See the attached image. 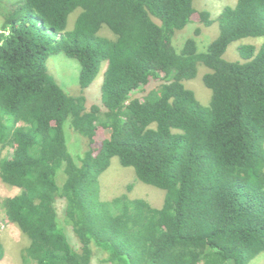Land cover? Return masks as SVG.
I'll return each mask as SVG.
<instances>
[{"label":"trees","instance_id":"obj_1","mask_svg":"<svg viewBox=\"0 0 264 264\" xmlns=\"http://www.w3.org/2000/svg\"><path fill=\"white\" fill-rule=\"evenodd\" d=\"M195 1L0 5V182L20 190L0 197V227L26 241L22 264H92L93 248L102 264H249L264 254V41L225 58L232 43L264 38V0H236L216 18ZM216 23L199 52L195 38ZM189 24L201 26L178 51L173 37ZM55 54L78 63L77 94L50 73ZM105 63L100 104L88 106ZM196 81L207 105L186 86ZM69 131L82 146L69 145ZM113 158L165 192L160 209L127 194L98 199Z\"/></svg>","mask_w":264,"mask_h":264},{"label":"rangeland","instance_id":"obj_2","mask_svg":"<svg viewBox=\"0 0 264 264\" xmlns=\"http://www.w3.org/2000/svg\"><path fill=\"white\" fill-rule=\"evenodd\" d=\"M13 2H16V0L11 1V3ZM195 2L196 4H193V7L201 10L206 9L211 13L212 18H216L223 11L224 7L235 5L236 0H196ZM1 12L2 8H0V13ZM1 24L2 15L0 14V28ZM200 26L201 25L189 24L182 31L177 32L172 40L175 49L180 51L187 39L194 38L195 30ZM218 32L219 30L217 27V23L208 28L202 27L200 35L195 38L198 51H206L208 45L212 42L211 40L217 37L216 35H218ZM263 41L264 38H249L234 42L229 46L225 54V58L235 61L237 59V50L239 49V45L245 43L259 48ZM47 66L54 78L57 80L58 84L66 93L77 94L79 92V65L76 61L66 58L63 54H55L51 55L48 58ZM105 70L106 63L105 67L100 66L97 76L95 77L90 87L86 90L88 106H90L91 104H100V90ZM157 86H159V82L153 80V82H151L147 87H145V90L150 91L151 89ZM186 86L188 89L195 92L197 98L201 100L200 102L203 105L208 104L207 102L210 101V98L208 99V95H210V92L204 87L203 83L201 85L199 81L191 83L187 82ZM134 95L135 97H140L141 95H143V93L137 91ZM76 135L77 136L73 135L72 132L69 131L68 138L69 145L71 147L77 146V142L81 146L84 143V141L82 140L83 138L77 133ZM103 137L104 133L99 130L97 132L96 140H99ZM69 153L71 154L70 151ZM133 175L134 173L131 168L122 167L118 159L113 158L110 168L99 177L98 199L101 201H110L115 197L127 194L130 199H144L152 207L160 209L163 204L165 192L137 181L136 178L134 179ZM129 185L132 186L130 191L127 190ZM19 192V189L9 188L0 182V197H13L19 194ZM56 208L60 215V211L62 210V203L59 202L58 204H56ZM59 225L67 233L69 242L74 248V250L80 251L81 246L77 238L73 236V234L71 235L69 230L70 228H68L64 223L63 216H59ZM0 233L2 240L7 248V256L4 257L0 264H22L21 252L22 248L26 245V241L24 240L18 229L11 225L7 227H0ZM15 244L17 245L15 250L13 251L12 248ZM93 251L94 255L92 259V264H102L101 262H99V259L105 257L106 255L101 254L99 256L96 248H93ZM249 264H264V254L259 255Z\"/></svg>","mask_w":264,"mask_h":264},{"label":"clouds","instance_id":"obj_3","mask_svg":"<svg viewBox=\"0 0 264 264\" xmlns=\"http://www.w3.org/2000/svg\"><path fill=\"white\" fill-rule=\"evenodd\" d=\"M4 2L2 3V4H0V5H4L5 7H10V4H11V1L12 0H3ZM18 0H16V2H17ZM13 3H15V2H13ZM104 67H105V64L103 65ZM49 69V68H48ZM50 71V70H49ZM51 73V72H50ZM52 74V73H51ZM78 86H79V79H78ZM144 200V199H143ZM146 201V200H145ZM163 205V204H162ZM162 207V206H161ZM2 261H0V263H1Z\"/></svg>","mask_w":264,"mask_h":264}]
</instances>
